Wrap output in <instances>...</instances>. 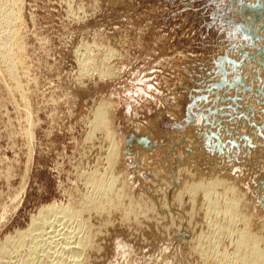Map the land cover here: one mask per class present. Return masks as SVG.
Returning <instances> with one entry per match:
<instances>
[{
	"label": "rangeland",
	"instance_id": "obj_1",
	"mask_svg": "<svg viewBox=\"0 0 264 264\" xmlns=\"http://www.w3.org/2000/svg\"><path fill=\"white\" fill-rule=\"evenodd\" d=\"M17 2L0 0V264L53 259L61 244L31 255L18 235L53 203L84 209L89 175L113 170L119 207L68 223L85 264H203L228 217L195 187L216 179L264 246V0ZM106 105L113 141L93 129Z\"/></svg>",
	"mask_w": 264,
	"mask_h": 264
},
{
	"label": "bare ground",
	"instance_id": "obj_2",
	"mask_svg": "<svg viewBox=\"0 0 264 264\" xmlns=\"http://www.w3.org/2000/svg\"><path fill=\"white\" fill-rule=\"evenodd\" d=\"M16 2H17V0H16ZM12 10H11V12H12ZM5 12H7V11H5ZM15 26H16V24H15ZM15 33H17V32L15 31ZM11 34H12V32H11ZM13 35L18 37L19 34H16V35L13 34ZM11 38L13 39V36ZM15 38H14V40H16V43L19 42V39L17 41V39H15ZM14 40H13V42L15 43ZM17 45H18V43H17ZM14 46H16V45H14ZM19 47H21V45ZM16 49H17V47H16ZM18 50H20V48ZM4 54H5V52H4ZM15 55L16 54H14V56ZM8 58H9V55H8ZM2 59L4 60V58H2ZM7 69L9 70V68H7ZM10 73H12V72L10 71ZM13 75L14 74H12V76ZM107 111H108L107 105H106V107H103L101 109L99 108V110L96 113L95 122H94L95 124H94V128L93 129L106 131L105 133H107V136L110 139H112V141H113L115 134H114V131L111 128V124H110V120L108 118L109 116H108V112ZM118 149L119 148L115 145L114 148H113L112 154L114 152H115V154H116V152L118 153ZM116 155L118 156V154H116ZM110 156L114 159V156H112V155H110ZM117 156L114 159L115 161L114 160L112 161L114 163H113V165H110V168H109L110 170L113 169L114 165L116 166V164H117V162L119 160V159H117ZM111 157H109L110 161L112 159ZM110 164H112V163H110ZM113 172H114V170H113ZM113 172H112L113 175L111 174V176L110 175L107 176L108 175L107 173L106 174H102L101 173V175H99L97 173H93V174L89 175V180L88 181H90L91 185L93 186V191L92 192H94V195L89 197L88 199L85 198L87 202L84 203V204H86L83 207L84 209L80 210L77 207H76L77 209H72L70 207H63V206L60 207V206H57L54 203L49 205L48 207L46 206V208H44L43 210H41L39 212L38 216L33 217L32 223L30 224L31 226L29 227V229H27L24 232L20 233L18 235L17 239L19 241H21L22 244H25L24 243L25 239L28 236L31 237V238H28L29 241L32 239V241H31L32 243L29 244V246L31 245V247H32V249H31L32 251L30 250L32 252L31 255L34 253V251L37 252L38 249L40 250V248L42 247L44 242H45V244L50 245V247L52 245L53 246H57L58 244H61L59 249L58 250L56 249L57 254L53 253V254H56V255H54V258L53 259H47V260L45 258L44 259L45 261H44L43 264H60L59 262H61V261L69 262V264H85V254H86L85 250L90 245V242H91L90 239H89V233H88V235H84V236L82 235V236H78L77 237L73 233L74 231H72L73 230L72 229L73 226H71L72 228H70L71 231L68 230V228H69L68 227V223L71 222L72 219L80 218L81 215H82V211H84V210H88L89 211V209L90 210L96 209L99 212V210H103L104 211L107 206L119 207V205L121 204L122 198L124 199V196L127 195V194L125 195V193H123V191H125L124 187H125L126 184L124 185V182H122L123 180L118 182L119 181L118 180L119 176H118V174L113 173ZM210 181H211V179H210ZM224 181H226V180H224ZM221 184H222V182L220 180L216 179V180H213L212 182H209L208 184H203V182H201L198 185H196V187H195L196 189L204 187V189H205L204 191L206 192V194L204 193L205 194L204 196L208 197L206 199H208V203H210V205H209L210 207L208 206L209 207L208 210H209V214L210 215H212V216L215 215V219L217 218V216H224V217H221V219L225 218V217H228V222H225V223L223 222L224 219H222V221H221L222 223L219 220H215V222L212 221V223H215L214 224L215 225V230H216L218 236L217 235L216 236H212V238L208 237L209 240L208 239L207 240L209 242L206 243V244H202L201 245V247H202L201 250L203 252L202 253V255H203L202 257L205 259V261L203 260L204 263L205 264H264V246H262V244H261L262 240H261V238L260 239L257 238L256 235L251 234L249 225L247 224V222L245 220L246 217L243 218L242 214L240 215V213H239V211L237 209L238 208L237 207V201H239V200L235 199V196H234V190L235 189H234V187L231 186V184L227 185V183H226L227 188L225 187L224 188L225 190L222 189L225 192L224 193L223 192L218 193L219 194L218 197H220L221 194L223 193L222 194L223 195L222 199L224 198V200H225V206L220 204L221 207H219L217 205L218 202L217 203L215 202V200H216L215 196L217 195V192H219L218 188L220 187ZM190 187H192V189H193V186L190 185ZM218 197H216V198L218 199ZM238 199H239V197H238ZM221 201L219 200V203H221ZM132 204H134V203H132ZM137 205H138V203H137ZM74 206H75V204H74ZM125 206H127V205H125ZM133 206H131V207H133ZM134 207H135V209H137L139 206H137V208H136V206H134ZM139 208H141V206ZM126 209H128V208H126ZM137 211H135L134 213H137ZM80 219L82 220V217ZM81 220L77 221V223L79 222L78 224H81V222H82ZM74 222H75V220H74ZM74 222H72V223H74ZM74 225H75V223H74ZM61 226H63V227H61ZM81 226H83V228H84V226H85L84 220H83ZM81 226H80V228H81ZM75 228H77V227H75ZM74 230H77V229H74ZM79 231H78V233H79ZM75 233H76V231H75ZM207 236H208V234H207ZM14 240H16V239H14ZM7 241H6V243H7ZM56 241H58L59 243H57ZM39 242H42L41 243L42 245H41L40 248L38 247L39 246L38 245ZM200 242H201V240H200ZM8 243H9V241H8ZM14 243H15V241H13V245H15ZM33 243H34V245H33ZM200 244H199V248H200ZM20 245L21 244H18L17 246L20 247ZM6 246H9V245H6ZM8 248H10V247H8ZM11 248H13V247H11ZM43 248H44V245H43ZM50 249L51 248H48L49 251H45L46 254L49 252L46 255L48 257L52 256L51 253H50V251H51ZM52 249L54 250V248H52ZM3 250H7L8 251V249L6 247H4V246H3ZM46 250H47V247H46ZM41 251H40V253H41ZM43 251H44V249H43ZM16 252H18V250H16ZM27 252H29V250L26 251V253ZM3 253H5V252L3 251ZM10 253H12V252H9V254ZM14 253H15V251H14ZM42 253L44 254V252H42ZM6 254H7V252H6ZM29 254H28V256H29ZM36 254L37 253H35V256H36ZM18 255H20V254H18ZM42 256H45V254L42 255ZM40 257H41V255H40ZM40 257H37V258H40ZM40 260H42V258H40ZM25 261L26 260L24 259V262ZM27 262L28 261H26L25 263H27ZM40 263H41V261H40Z\"/></svg>",
	"mask_w": 264,
	"mask_h": 264
}]
</instances>
